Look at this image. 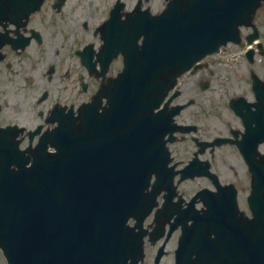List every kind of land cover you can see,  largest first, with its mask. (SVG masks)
<instances>
[{
    "label": "flooded vegetation",
    "instance_id": "1",
    "mask_svg": "<svg viewBox=\"0 0 264 264\" xmlns=\"http://www.w3.org/2000/svg\"><path fill=\"white\" fill-rule=\"evenodd\" d=\"M259 1L257 15L264 11ZM197 6L201 25L213 23L214 0H0V149H13L18 141L20 149H33L27 166L33 163L40 191H64L58 175H76L102 189L129 187L131 196L119 197L126 208L137 203L135 169L144 163L157 200L143 264H154L164 244L161 264H173L183 214L203 207L200 196L206 193L198 192L234 185L246 201L252 158L259 164L264 154V91L258 96L253 83L255 60H264L258 21L259 48L245 54L229 45L224 51L233 57L225 62L207 57L182 76L151 112L156 117L151 131L147 111L140 115L146 127L141 150L135 148L130 107L115 108L106 94L125 69V54L137 45L141 49L146 28L140 23L166 10L170 16ZM244 34L252 36V29ZM240 59L244 73L221 71L226 61ZM258 78L264 88V71ZM173 111L176 127L165 128L162 120ZM8 160L9 170L15 169L17 163ZM54 200L59 204L57 195ZM163 206L166 211L156 214Z\"/></svg>",
    "mask_w": 264,
    "mask_h": 264
},
{
    "label": "water",
    "instance_id": "2",
    "mask_svg": "<svg viewBox=\"0 0 264 264\" xmlns=\"http://www.w3.org/2000/svg\"><path fill=\"white\" fill-rule=\"evenodd\" d=\"M214 2L213 23L201 25L200 6L187 18L180 11L168 18L163 14L142 51L127 52L126 84L119 91L126 100L150 111L195 61L241 40L239 26L251 23L259 0ZM143 130L138 125L132 133L140 137ZM253 172L248 198L253 218L240 211L234 189L220 190L207 199L204 215L184 230L176 264H264V163ZM57 181L64 191L52 195L38 192L32 173L0 181V250L8 264H137L144 258L140 236L124 217L132 207L119 206L121 193L131 196L129 187L86 186L76 175H58ZM144 186L133 188L139 202Z\"/></svg>",
    "mask_w": 264,
    "mask_h": 264
},
{
    "label": "rangeland",
    "instance_id": "3",
    "mask_svg": "<svg viewBox=\"0 0 264 264\" xmlns=\"http://www.w3.org/2000/svg\"><path fill=\"white\" fill-rule=\"evenodd\" d=\"M258 22H260L262 24V27H263V31H264V11H260V13L257 15V19H256ZM226 53L222 56L223 57V60L225 62V60L227 59V56L225 57ZM226 65L222 67L221 71L224 73V74H237V73H244L245 72V69H244V66H245V63L244 61H242L240 59V61H235V60H230V61H226ZM218 77L216 76V79ZM220 81H216L215 82V91L218 92V84H219ZM247 207L245 206V204L243 203L242 205V209H246Z\"/></svg>",
    "mask_w": 264,
    "mask_h": 264
}]
</instances>
